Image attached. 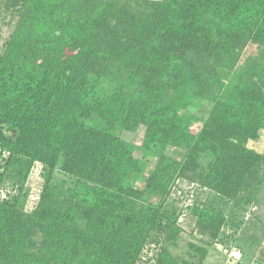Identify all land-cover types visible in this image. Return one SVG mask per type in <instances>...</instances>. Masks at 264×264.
Instances as JSON below:
<instances>
[{"label": "trees", "instance_id": "trees-1", "mask_svg": "<svg viewBox=\"0 0 264 264\" xmlns=\"http://www.w3.org/2000/svg\"><path fill=\"white\" fill-rule=\"evenodd\" d=\"M1 16L0 264H137L160 237L156 264H203L206 245L195 263L170 249L182 213L224 244L264 205V0H0ZM185 181L209 195L182 209ZM262 235L237 242L248 261Z\"/></svg>", "mask_w": 264, "mask_h": 264}, {"label": "rangeland", "instance_id": "rangeland-1", "mask_svg": "<svg viewBox=\"0 0 264 264\" xmlns=\"http://www.w3.org/2000/svg\"><path fill=\"white\" fill-rule=\"evenodd\" d=\"M14 27L15 20L10 19L7 16L0 17V53L3 49L5 41L12 33ZM258 53V45L250 43L245 48L242 59H246L248 56H254ZM250 146L256 148L260 152H264V134L258 141H251ZM4 155L7 156L8 153H5ZM41 173L42 165L38 163L34 164L31 176L28 180L30 193L28 195L27 201L25 202V208L31 209L38 202L39 192L44 182ZM179 182L171 194L172 198H170L175 201V204H173L175 206H178L179 208H187V205L192 204L194 198L197 196H200L205 200L209 195L207 191L203 193V188H198L199 185L195 184L192 186V184L188 183L187 181L183 182L184 184H179ZM9 188H11V186ZM179 188H181L180 191L178 190ZM224 210L227 211L228 209L224 208ZM251 210L255 211H248L246 213L244 219L245 222L243 223L242 227L237 228L236 225L230 226L228 224L223 228V231H225L222 232L221 236L226 240V243L224 244L214 241V239H212L210 236L194 231L193 227L195 226V220L192 219V215L190 214V212L186 213L187 211L182 213L179 218V223L184 227V230L182 231L181 237H179L176 243L170 245L172 253L180 257V261L182 259H185L195 263V261H197L198 259L192 255L189 244L198 243L209 247V254L204 260L203 264H260L255 260L248 261V257H246L245 254L241 252L237 244V242H247V240H249V238L253 234L264 227V205L259 209L256 205H253L251 207ZM250 219L252 221H250ZM250 222L251 224H248ZM227 235L233 236L228 238ZM263 237L264 235L260 236L259 238ZM163 245H165L164 237H160L157 241H150L145 246L140 258L141 260H139L137 264H156ZM262 247L264 248V240Z\"/></svg>", "mask_w": 264, "mask_h": 264}, {"label": "built area", "instance_id": "built-area-1", "mask_svg": "<svg viewBox=\"0 0 264 264\" xmlns=\"http://www.w3.org/2000/svg\"><path fill=\"white\" fill-rule=\"evenodd\" d=\"M0 152H1V149H0ZM5 153H7V152H5ZM5 153H3V155H2V156H6V155H4Z\"/></svg>", "mask_w": 264, "mask_h": 264}, {"label": "crops", "instance_id": "crops-1", "mask_svg": "<svg viewBox=\"0 0 264 264\" xmlns=\"http://www.w3.org/2000/svg\"><path fill=\"white\" fill-rule=\"evenodd\" d=\"M181 188H179L178 190L180 191ZM183 189V188H182Z\"/></svg>", "mask_w": 264, "mask_h": 264}]
</instances>
